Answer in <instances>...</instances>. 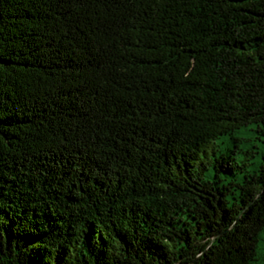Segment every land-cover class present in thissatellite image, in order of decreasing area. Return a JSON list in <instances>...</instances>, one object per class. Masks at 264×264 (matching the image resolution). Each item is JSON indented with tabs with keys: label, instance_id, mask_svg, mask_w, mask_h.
Masks as SVG:
<instances>
[{
	"label": "trees",
	"instance_id": "16d2710c",
	"mask_svg": "<svg viewBox=\"0 0 264 264\" xmlns=\"http://www.w3.org/2000/svg\"><path fill=\"white\" fill-rule=\"evenodd\" d=\"M243 127L253 171L208 157ZM262 232L264 0H0V264H257Z\"/></svg>",
	"mask_w": 264,
	"mask_h": 264
},
{
	"label": "rangeland",
	"instance_id": "374dc122",
	"mask_svg": "<svg viewBox=\"0 0 264 264\" xmlns=\"http://www.w3.org/2000/svg\"><path fill=\"white\" fill-rule=\"evenodd\" d=\"M234 137H236L239 142L235 141L230 135L219 136L213 146L209 149L208 157L213 159L216 158V155L220 156L221 154H227L234 158L231 161L235 164L241 165L242 162L245 161L246 169L253 171L261 159L259 152L261 151L263 144L255 137L252 127H243L242 129L237 130ZM235 145H237L236 148ZM249 149L255 151L250 157L246 154ZM213 170V167L210 165L209 169L204 172L205 176L209 177ZM236 171V178L241 179L243 173H245L244 169L238 167L236 168ZM229 175L232 176L231 172ZM256 250L259 259V261L256 262L257 264H261L264 262V232L259 236L258 247H256Z\"/></svg>",
	"mask_w": 264,
	"mask_h": 264
}]
</instances>
